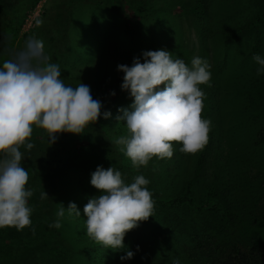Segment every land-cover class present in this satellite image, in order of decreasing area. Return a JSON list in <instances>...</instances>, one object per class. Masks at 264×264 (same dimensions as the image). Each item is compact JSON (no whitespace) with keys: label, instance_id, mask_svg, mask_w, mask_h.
<instances>
[{"label":"rangeland","instance_id":"374dc122","mask_svg":"<svg viewBox=\"0 0 264 264\" xmlns=\"http://www.w3.org/2000/svg\"><path fill=\"white\" fill-rule=\"evenodd\" d=\"M59 1L0 0V28L9 27L5 28L3 35L0 34L3 49L0 67L5 59L22 50L28 38L33 36L44 42L51 62L58 63L60 68L70 61L95 63V67L98 51L78 48L86 31L100 39L110 51L125 55L136 50L128 35L134 29L140 34L136 41L140 50L144 48L143 52L165 46L173 54L174 50L166 45L167 41L175 43L181 38L183 49L189 54L186 64L190 65L191 59L199 56L211 66V86H201L205 93L202 117L211 120L209 145L196 155L181 153L183 160L174 185H168L164 169H156L159 161L155 158L143 170V175L150 181L147 188L155 201L154 214L126 234L123 243L134 256L131 260L121 261L120 257L125 253L118 252L120 264H173L176 259L180 264H198L192 256L195 253L196 258L202 259L197 241L203 235L215 237L225 247L234 243L249 246L250 243H264V224L257 223L252 214L253 197L260 192L262 183L264 186V143L257 144L258 136L264 135V74L256 75L258 65L252 60L255 54L264 57V22L256 20L262 11L263 0H225L209 19L194 0H182L176 7L175 0L153 1L150 7L143 9L145 18L142 22H138L136 16L123 17L120 14L122 9L116 4L114 8L95 3L90 7L85 4L86 0H74L69 33L71 42L76 41L78 46L76 48L69 42L60 49L40 34L41 25L37 24L44 15L58 11L56 5L60 4ZM150 8L158 14L167 12V16L156 20ZM90 10H95L94 15ZM170 23L173 30L169 28ZM116 117L107 121V127L108 130L115 129V135L119 137L125 134V129L122 123H117ZM200 157L203 172L194 181L189 196L194 203L211 198L215 208L197 209L193 204L173 205L162 200V197L184 190V183L192 177L196 160ZM251 168L257 170L251 171ZM93 169L96 168L92 167L82 180L89 198L100 195L90 185ZM124 180L132 182V179ZM211 186L215 187L212 192ZM224 192L235 204L231 208L237 211L233 219L223 211ZM55 198L50 197L41 205L50 209L54 207ZM70 202L76 204L81 216L68 217L66 213L62 220V235L41 237L32 235V231L27 232L26 228L21 231L0 229V264H34L32 256L37 258L38 264H56L61 261L60 256L66 258L65 264L107 263L103 258L106 249L101 246L92 256L93 252H84L64 239L67 235L78 239L79 227L86 219L83 208L87 201L69 198L63 206L67 208ZM28 203L32 208L38 205L32 197ZM30 245L38 246L42 255L37 252L24 254L23 247Z\"/></svg>","mask_w":264,"mask_h":264},{"label":"clouds","instance_id":"9594fccd","mask_svg":"<svg viewBox=\"0 0 264 264\" xmlns=\"http://www.w3.org/2000/svg\"><path fill=\"white\" fill-rule=\"evenodd\" d=\"M142 57L143 63L134 57L131 66H117L123 73L121 90L132 103L118 109L116 121L122 122L125 134L113 143L135 170L147 167L153 158L170 160L174 144L181 145V153L196 155L207 145L211 131V120L202 117L201 86H211L208 61L195 56L189 65L164 49L145 51ZM252 60L258 65L256 75L264 74V57L255 54ZM61 76L60 65L51 62L44 42L34 36L0 67V229L31 227L33 208L28 201L33 191L26 188L29 172L22 166L20 149L34 147V129H40L41 139L46 136L51 145L61 133L83 135L101 115L111 116L109 111L101 113L103 105L93 99L90 86L80 81L75 87L66 85ZM149 183L144 175L126 183L112 166H97L91 173L90 185L100 195L89 198L83 208L86 235L103 249L124 251L121 261L134 256L123 243L126 234L153 217ZM40 198L49 199L44 190ZM66 213L81 216L75 203L67 208L57 204L56 220L49 226L61 228ZM173 264H180L179 259Z\"/></svg>","mask_w":264,"mask_h":264},{"label":"trees","instance_id":"16d2710c","mask_svg":"<svg viewBox=\"0 0 264 264\" xmlns=\"http://www.w3.org/2000/svg\"><path fill=\"white\" fill-rule=\"evenodd\" d=\"M153 1L160 2V0H86L84 2L90 7L95 3L105 8H114V4H116L122 9L120 14L123 15V17L126 18L127 15L132 17L136 16L138 22H142L144 20L143 18H145L143 17V9L150 7ZM194 1H197V3L200 4L202 11L206 13L205 18L209 19L215 9L225 0H209L208 2L205 0ZM181 2L182 0H175V7ZM59 3L60 4L56 5L58 11L54 14H46L42 17L40 20L42 21V23H40L41 29L39 28L38 30L40 34H43L46 40L60 49L72 41L69 27L72 22V8L76 3L74 0H60ZM62 9L65 12L61 13ZM150 10L153 16H156V20L159 19L160 16H167V12H162L161 14L163 15H161L160 13L158 14L154 12L151 8ZM94 11L95 10H90V14L94 15ZM256 20H262L264 22V0L262 11ZM171 23L169 28L173 30ZM5 28L4 26L0 28V34L3 35ZM7 28L9 29L8 26ZM135 31L136 29L128 35L133 41L136 50L132 53L126 52L127 54L125 55L121 52L116 54L115 52L110 51L105 45H102L100 39L90 36L87 31L82 37V45L78 46L76 41L75 43L71 42L76 48L78 46L79 49L98 51L97 64L94 67L93 65L95 63L81 64L73 61L67 62L61 67V78L66 85L73 87L77 86L79 81L90 86L93 99L99 100L103 105L101 113L109 111L111 116L109 119H104L101 115V118H99L94 125L85 129L83 135L61 133L57 136L55 143L51 145L48 144L46 136L41 139L43 133L40 129H34L31 139L34 147L31 150L21 147L20 151L24 155L22 166L29 172V180L26 188L33 191L32 201L38 204L33 208L31 227L26 228L27 232L34 229L32 235L36 234L41 237H54L56 234L62 235L64 233L61 228L56 229L49 226L56 220L55 214L57 212V204L68 202L69 198L73 200L75 198H81L85 200V202H88L89 196L84 189L82 180L84 175L86 177L90 173L92 167L97 168V166H103V168L107 169L112 166L121 171L123 178L127 180H133V177L136 175H143V170H146V167L140 168L139 170H135L131 167L130 161L118 151L117 146L113 143L114 138L118 137L115 135V129L108 130L107 127L108 120L121 115V113L118 112V109L128 108L132 103L128 93L121 90L123 73L117 71V66L121 64L131 66L134 57L140 58L143 63L142 50L144 48L142 50L139 49L136 37H139L140 34ZM166 45L171 46L174 50V58H180L183 59L185 63L187 62L189 54H186L183 49L181 38L175 43L167 41ZM166 48L167 47L163 46L160 49L166 50ZM2 50V46L0 45V57ZM187 56L188 58H186ZM99 70H103V72L99 73ZM113 92L115 95H111ZM122 133H124L123 128ZM263 143L264 135L258 136L257 144ZM180 147L181 145L174 144L175 152L173 157L170 160L159 161L156 168L164 169V174L167 177V183L169 186L174 185L176 178L179 177V169L183 160L182 154L179 151ZM250 170L256 171L257 169L253 170L251 168ZM94 171L95 169L92 170V173ZM202 172L203 168L200 157L196 160L192 177L189 180L187 179L184 183V190L169 197H162V200H166L173 205H181L184 203L193 204L197 209L215 208L214 200L211 198H206L202 202L194 203L189 196L194 181L199 178ZM259 173L262 174L261 171ZM61 186L62 188H60ZM209 189L210 192H212L215 187L211 186ZM43 190L47 193L49 198H53L54 196L57 197L53 204L54 207L49 209L48 207L41 205V203L47 200H42L40 198ZM66 197L68 199H66ZM229 197L230 195L228 193H223V211L228 218L233 219L237 211H234V209L231 210L235 204L229 199ZM253 198L254 206H252V214L257 223L264 224L263 183L261 184L260 192H257V195ZM52 208H54L53 213L51 212ZM79 231L80 237L78 239H74L68 235L64 237V239L74 246L77 245L81 247L84 252H93L92 256L97 254L95 250H97L100 245H97L86 235L85 220L83 221L82 227H79ZM198 238L197 249L200 251L202 259L200 260L196 258L195 253L192 256L193 260L198 264H264V243H250L251 246L244 245L243 243H234L225 247V245L219 243L215 237L210 235H203ZM23 248L24 254H26V252L29 254L37 252L39 255H42V251L38 246L30 245ZM103 254L105 255L103 256L104 260H107V263L105 264H120L118 252L106 249ZM35 258L36 257L32 256V263L38 264L37 258ZM60 260V262L56 261V264L66 263V258L64 256H60ZM43 263L53 264L51 262Z\"/></svg>","mask_w":264,"mask_h":264}]
</instances>
